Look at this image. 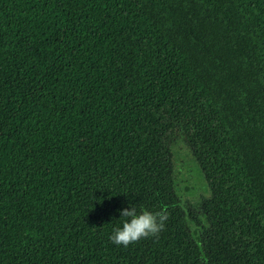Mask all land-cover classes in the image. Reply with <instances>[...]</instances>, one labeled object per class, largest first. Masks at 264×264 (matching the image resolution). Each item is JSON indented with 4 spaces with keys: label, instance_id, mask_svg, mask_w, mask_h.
<instances>
[{
    "label": "trees",
    "instance_id": "trees-1",
    "mask_svg": "<svg viewBox=\"0 0 264 264\" xmlns=\"http://www.w3.org/2000/svg\"><path fill=\"white\" fill-rule=\"evenodd\" d=\"M0 264H264V0H0Z\"/></svg>",
    "mask_w": 264,
    "mask_h": 264
},
{
    "label": "rangeland",
    "instance_id": "rangeland-1",
    "mask_svg": "<svg viewBox=\"0 0 264 264\" xmlns=\"http://www.w3.org/2000/svg\"><path fill=\"white\" fill-rule=\"evenodd\" d=\"M167 140L166 158L174 193L178 200H187L188 204L198 203L203 196L201 174L191 147L179 131L169 134Z\"/></svg>",
    "mask_w": 264,
    "mask_h": 264
},
{
    "label": "clouds",
    "instance_id": "clouds-1",
    "mask_svg": "<svg viewBox=\"0 0 264 264\" xmlns=\"http://www.w3.org/2000/svg\"><path fill=\"white\" fill-rule=\"evenodd\" d=\"M121 222L115 226L110 234L113 244L127 246L141 237H146L162 228L164 217L144 209L137 211L128 203L125 207L117 209Z\"/></svg>",
    "mask_w": 264,
    "mask_h": 264
}]
</instances>
